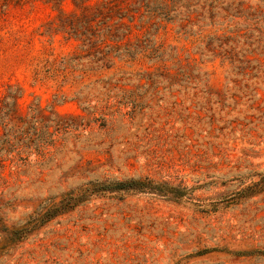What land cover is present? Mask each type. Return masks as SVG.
<instances>
[{"label":"rangeland","instance_id":"374dc122","mask_svg":"<svg viewBox=\"0 0 264 264\" xmlns=\"http://www.w3.org/2000/svg\"><path fill=\"white\" fill-rule=\"evenodd\" d=\"M97 2L0 0V264H264V0Z\"/></svg>","mask_w":264,"mask_h":264},{"label":"trees","instance_id":"16d2710c","mask_svg":"<svg viewBox=\"0 0 264 264\" xmlns=\"http://www.w3.org/2000/svg\"><path fill=\"white\" fill-rule=\"evenodd\" d=\"M146 2L148 0H145ZM119 0H98L96 11L88 17V15H83L85 20L84 25H80L85 28V33L91 29L93 26L101 29V32L105 34H113L117 36V39H113L115 41H119L121 38L126 36L127 34L132 32V29L137 27H142L144 25L143 16L138 20V24L135 23V15L134 12H139V7L141 6L136 2V8L132 6V4L127 5L126 8L119 5ZM94 24V25H93ZM89 29V30H88ZM74 29L73 31H75ZM82 31L81 34H84ZM74 36H77V33H74ZM119 36V37H118ZM117 58H127L128 60H133L136 57L135 52L125 51L124 53H119ZM68 63L66 61H61L58 67L55 69L56 71L64 70L68 67ZM64 77L58 81L57 87H61L64 83H66V77ZM20 93L13 95H5L3 99H11L13 102L16 101ZM55 98H58V94H55ZM58 100V99H57ZM60 102V101H59ZM7 106V103L2 102V106H0V125L5 127L7 125L5 115L6 111H4V107ZM2 115V116H1ZM87 189L90 190L93 188H100L101 190H119V189H131L137 185V181L135 180H125V181H114V182H88L86 184ZM68 205H64L62 201L58 203H52L50 207H48L45 211H35L33 212L26 224L22 226L20 229L14 230V234L17 231L20 233V237L24 238L30 230L35 228L36 226L50 220L53 216L62 212L66 206L72 207L76 204V197L69 196Z\"/></svg>","mask_w":264,"mask_h":264}]
</instances>
